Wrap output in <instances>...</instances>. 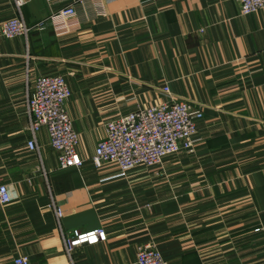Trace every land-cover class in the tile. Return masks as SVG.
<instances>
[{
    "label": "crops",
    "instance_id": "obj_1",
    "mask_svg": "<svg viewBox=\"0 0 264 264\" xmlns=\"http://www.w3.org/2000/svg\"><path fill=\"white\" fill-rule=\"evenodd\" d=\"M69 5L75 16L57 15ZM17 15L0 0V27ZM23 16L28 37L0 32V176L13 198L0 205V264L18 254L31 264H136L144 243L171 264H264V10L30 0ZM41 75H62L71 89L81 166L60 168L48 129H30L27 86ZM173 100L203 112L194 152L125 174L95 166L107 121ZM96 228L105 241L67 252L74 230Z\"/></svg>",
    "mask_w": 264,
    "mask_h": 264
},
{
    "label": "built area",
    "instance_id": "obj_2",
    "mask_svg": "<svg viewBox=\"0 0 264 264\" xmlns=\"http://www.w3.org/2000/svg\"><path fill=\"white\" fill-rule=\"evenodd\" d=\"M18 15L5 20L0 27L6 38L28 37L33 27L23 16V8L30 0H13ZM242 15L264 10V0H236ZM74 5L58 12L62 18L76 15ZM39 27V26H37ZM167 93L169 88H165ZM27 112L30 129L36 133L41 127L49 132L50 142L58 153L59 167L66 169L81 166L83 159L77 151L79 135L66 110L71 89L62 75H41L32 86H27ZM203 112L190 102L173 100L147 108H137L126 115L107 121L105 136L98 142L91 160L100 168L105 163H115L121 174L138 166L153 167L162 164L168 156L183 151L194 152L199 121ZM37 148L35 140L30 141ZM9 185L0 176V205L12 200ZM64 212L57 209L60 218ZM107 239L104 228L90 231L74 230L65 238L69 254L78 246L97 244ZM9 264H31L27 256L18 254ZM136 264H171L153 243L141 244L137 249Z\"/></svg>",
    "mask_w": 264,
    "mask_h": 264
}]
</instances>
